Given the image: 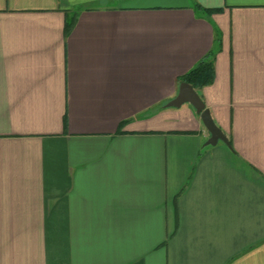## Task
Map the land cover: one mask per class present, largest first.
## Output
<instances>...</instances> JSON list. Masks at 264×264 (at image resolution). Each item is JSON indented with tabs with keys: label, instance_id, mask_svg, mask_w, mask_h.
<instances>
[{
	"label": "crops",
	"instance_id": "crops-1",
	"mask_svg": "<svg viewBox=\"0 0 264 264\" xmlns=\"http://www.w3.org/2000/svg\"><path fill=\"white\" fill-rule=\"evenodd\" d=\"M0 264H264V0H0Z\"/></svg>",
	"mask_w": 264,
	"mask_h": 264
},
{
	"label": "water",
	"instance_id": "water-1",
	"mask_svg": "<svg viewBox=\"0 0 264 264\" xmlns=\"http://www.w3.org/2000/svg\"><path fill=\"white\" fill-rule=\"evenodd\" d=\"M183 104H190L195 109L196 114L200 115L203 125L210 133V138L206 142V145H216L217 142L222 141L229 146L226 136L214 124L210 112L208 109H205L204 103L201 101L194 88L184 82L180 83L177 96L168 103L167 106L179 108Z\"/></svg>",
	"mask_w": 264,
	"mask_h": 264
},
{
	"label": "trees",
	"instance_id": "trees-1",
	"mask_svg": "<svg viewBox=\"0 0 264 264\" xmlns=\"http://www.w3.org/2000/svg\"><path fill=\"white\" fill-rule=\"evenodd\" d=\"M208 57L184 74L180 83H187L195 89L208 85L212 80V61Z\"/></svg>",
	"mask_w": 264,
	"mask_h": 264
}]
</instances>
